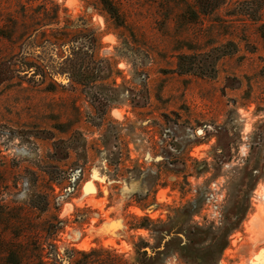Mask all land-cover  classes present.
I'll use <instances>...</instances> for the list:
<instances>
[{
  "label": "rangeland",
  "instance_id": "374dc122",
  "mask_svg": "<svg viewBox=\"0 0 264 264\" xmlns=\"http://www.w3.org/2000/svg\"><path fill=\"white\" fill-rule=\"evenodd\" d=\"M23 205L48 232L22 264H264V0H0V215Z\"/></svg>",
  "mask_w": 264,
  "mask_h": 264
},
{
  "label": "trees",
  "instance_id": "16d2710c",
  "mask_svg": "<svg viewBox=\"0 0 264 264\" xmlns=\"http://www.w3.org/2000/svg\"><path fill=\"white\" fill-rule=\"evenodd\" d=\"M106 4L110 10H113L109 3ZM56 9L58 8L56 7ZM41 10H44V13H41ZM22 11V16H25V19L27 18L28 20L25 21L28 31L32 28L31 30L33 35L41 28L56 22L57 17L53 15L50 17L49 12L44 8V6L31 5L28 7L26 5H22ZM30 11H32V13H30ZM89 41L92 40L90 39ZM91 45L94 46L93 43ZM85 46L86 44H84L83 47ZM40 49L43 50L42 46ZM72 49L74 50V54L81 55L83 53L82 50L77 51L75 47ZM52 50L56 52V57L59 58L57 46L53 45ZM71 60L77 69V66L79 67V61L77 58L73 57H71ZM85 79L88 83L92 78L90 75H86ZM0 222L3 223L5 229H8L13 235V237H0V242L3 243L0 245V256H4L6 264H22V262L30 259V257L41 256L42 239L44 238V233L48 232V224L46 221H41L34 218L31 207L26 205L18 206L16 212L14 210L12 212L2 213V215H0ZM162 229H164V227ZM145 246H147V248L149 247L147 244ZM102 253L113 254L111 252L94 250L90 255ZM162 254H164V251L159 250V248L152 249L151 253L148 250L142 249L140 251L141 259L139 260V264H158Z\"/></svg>",
  "mask_w": 264,
  "mask_h": 264
}]
</instances>
